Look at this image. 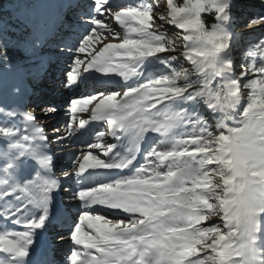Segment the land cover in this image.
I'll use <instances>...</instances> for the list:
<instances>
[{"label":"snow or ice","instance_id":"1","mask_svg":"<svg viewBox=\"0 0 264 264\" xmlns=\"http://www.w3.org/2000/svg\"><path fill=\"white\" fill-rule=\"evenodd\" d=\"M96 12L102 14L101 5L107 0H94ZM233 4L230 0H198L197 3L176 11L170 23L180 29L188 31L191 35L184 36L185 41H191L186 47L190 50L189 58L197 64V70L202 71L204 64L216 66L221 53L229 48V35L223 30L217 29L213 32L205 30L201 23L200 14L214 10L221 23L230 19V10ZM151 9L137 10L135 7L121 10L114 14L115 20L125 27V38L118 44L104 45L98 52L91 56L85 71L94 69L98 73H118L125 80L129 78L128 70L133 67V62H143L152 55L170 50L173 46L172 40L165 42L162 34L149 31L154 27L153 19L150 16ZM260 19H264L261 16ZM129 22H135L131 26ZM94 25V24H93ZM94 27L91 31L94 30ZM110 34L113 30L104 26ZM93 33H95L93 31ZM128 33H135L136 38L128 37ZM93 39L85 40L80 45V52L88 51ZM117 58H122L118 59ZM114 60L116 62L114 63ZM165 63L164 60L161 61ZM84 64L81 59H75L74 68L67 71L71 76L73 72L79 74L80 66ZM175 78L164 76L146 83L143 88L127 89L123 99H117V92L108 94L96 106L99 113L98 118L106 120L111 128L116 131L127 130L130 139L134 142L141 135L148 131L153 133L166 132L172 128L179 116L174 111H168L164 107V101L172 104L176 100L184 99L187 96L189 101H195L202 97L201 91L189 92L188 87L191 81L186 72L176 70ZM215 75V73L213 72ZM220 76H223L221 72ZM183 79V86L178 81ZM225 80L218 85L216 90L204 82L202 89H205L209 108L213 105L221 109L226 103H231L235 92L232 91L233 84ZM159 88V91L156 89ZM147 89V91L145 90ZM222 90H224L222 94ZM132 99H129V95ZM102 95V94H101ZM97 99V97H95ZM93 98H82L89 103ZM161 105L166 109L161 116V111H151ZM264 109V88L261 89V98L254 101L245 109V115L250 116L255 122L243 128H226V123L220 119L215 133L206 126L201 127L199 136L182 140L186 145L176 151L154 150L152 155L161 162L172 157H189V160L178 161L177 171L161 174L151 172L148 178L137 176L127 181V187L123 192L116 195L122 197L131 205V210L139 212L145 219L136 226H125L120 229L121 233L139 231L141 235L132 240L121 239L117 234L91 243V247L100 251L103 258L86 256L80 264H230L235 256L246 259L254 256L255 250L249 242V237L254 229L258 227L255 216L258 211H264V201L258 206L253 202L257 200V183H264V111L257 113L254 109ZM151 113L152 115H149ZM131 118V119H129ZM84 122L81 121V126ZM115 137V136H114ZM195 145L189 151L188 145ZM199 154V159H196ZM133 163L129 160L124 167ZM215 165V167H209ZM119 167V165H115ZM191 187H186V184ZM52 188H57L55 182ZM200 189V191H197ZM214 200L216 203H210ZM251 204L247 213H241V205ZM256 207L257 210H253ZM49 211V205H48ZM205 212L208 215H205ZM220 216L223 221V229L219 225L202 227L201 222L206 221L208 216ZM18 221L13 220V223ZM79 222V221H78ZM69 232V239L73 247L84 245L73 238L76 225ZM44 217L40 222L30 221L25 226L42 228ZM242 241L236 244L234 237ZM211 240V243H207ZM29 241V247L33 245ZM0 243L9 245L16 250L19 256L29 254L24 249H19L17 242L3 240ZM101 243L120 244L119 249H103ZM200 246L199 248L197 246ZM211 249L214 255H206L203 259L197 257L198 251ZM127 253V255H124ZM86 255V254H85ZM81 252L70 251L72 264H77ZM190 257H196L190 259ZM46 264H54L52 259H47ZM264 264V261H262Z\"/></svg>","mask_w":264,"mask_h":264},{"label":"rangeland","instance_id":"2","mask_svg":"<svg viewBox=\"0 0 264 264\" xmlns=\"http://www.w3.org/2000/svg\"><path fill=\"white\" fill-rule=\"evenodd\" d=\"M65 1L68 6L65 14L63 16H56L57 20H59L60 23H62L66 27L64 33L57 32V34H55L54 36H52L51 34L48 36V38L50 37L54 42L53 46H50V43H47L48 38L46 40H43L40 39L39 35L36 36L34 44L31 47V51L34 54L33 60H37V62L35 63L34 61H31L29 63L28 61H25L19 67L18 71L20 73L23 72V75L17 80V85L16 87H14L11 93L12 98L10 99V102L13 104V106L8 109V111L0 120V134L8 138L6 142L0 140V208L3 211H5L7 208L8 211L10 209L14 212L16 211V207L19 205V203L23 200H26V198L24 197L21 198L22 195L13 199H7L8 196L13 193V189L9 187L10 181L8 180L7 176L10 171L15 170L16 165L20 164L17 162V159L20 156L25 159L23 164H25L26 162H34V164L39 163L40 165L37 168V171H44L43 173H45L46 169H48L46 173L50 175L52 173V167H55L56 165L55 160L57 159L58 155L62 153L61 148L64 147V144L70 145V142L73 139L74 135H78L81 140L82 135L78 134L77 131V128L80 126H78L76 122L89 119L90 116L87 114L92 113L93 109H95L97 104L100 102L99 99H103L105 97L101 96L97 99L92 97L95 93L99 92L101 88H89L82 86L81 73L87 66L89 60L91 59V56L98 52L104 45L118 44L121 43L122 39L125 38V27H127L128 25L121 26L119 22L115 20L114 14L131 7H135L137 8V10H144L145 8H147L146 2H143L141 0H122L117 4H109V2L112 1L107 0V3L105 5H101L102 14H100L95 10L96 7H99V5H95L94 0ZM149 1L151 4V11L149 14L152 17L154 23V27H150L149 30H167L173 28L170 23V17L173 14L171 13L172 6L176 5L187 7L198 2V0ZM232 4L233 7L231 9L234 11V15L232 17L233 22L229 23V21H224L223 23H221L219 21V29L222 30V28H230L231 30H233V40H236V43L240 44V46H244L245 43H248L249 46H251L252 44H256L258 46L255 51L257 57L254 58L264 70V19H260L261 16H264V0H237ZM48 5L51 6V8H54L56 3L51 0L49 1ZM79 8L84 13L76 12V10H79ZM51 12L58 14L57 10L55 12L51 9ZM129 23L131 26H136L135 22ZM93 24L96 25L93 30L95 33L91 31V29L94 27ZM105 25L110 27L113 30V33H118L119 35L110 34L104 27ZM128 37L135 39L136 34L128 33ZM89 38L94 40L92 45L89 46L88 51H86L85 53H79L80 45H82L85 40H89ZM181 52L182 51L180 50V54H174V52L166 51L160 53V56H162V58H166L169 62H173L172 58L178 55V62H181L184 66V69H182V71L186 72L189 75V79L191 80L194 78L195 70H197V64L194 68L190 64H187V62H185L184 60L185 58L181 55ZM223 54H225V52L221 53V55ZM236 56L237 53L233 49H230L227 52L226 60L228 61V64L226 66V69L224 68L223 70H225L227 75L225 77L230 80L229 82H235L233 84L232 91H236V94L240 96L239 99H236L240 101L232 100L231 103H234V105L236 106L238 105V108L241 109L238 102L243 101L244 97L241 96L239 92V86L240 83L243 82V80L247 79L250 75L244 67L237 66ZM152 57L153 55L149 56L142 65L140 63L133 62L134 66L140 65V67H143L144 69L142 72L141 70L137 69L128 70L129 78L127 80H125L124 77L120 76L118 73H98L94 69H89L88 72L90 71L92 73L91 75L94 78L98 76V78H103V80L110 81L113 84H118V81L125 83L126 86L119 87L116 90L114 89L115 92L119 94L117 96V99H123L125 96V91L127 89L131 90L143 88V86L148 83L145 82V80L150 79L154 74H160L161 72L166 71L164 64L155 65L154 63H152ZM77 58L84 61V64L80 66L79 74L77 75V73L73 72L71 76L67 75V71L74 68V62ZM22 59L23 58H21V60ZM118 59L122 58H117V60ZM115 62L116 60H114V63ZM219 65L220 61H218L216 66H213L211 64H204L202 66V75L204 77H207L208 82H213L214 78L220 76L221 70L219 69ZM227 67H229V70L227 69ZM213 72L215 73V75L213 74ZM49 83H54L55 85V90H53V92L51 93L48 92V88H51L53 85ZM79 88H81L82 91H78ZM113 88V86H109V88H107V91L113 92ZM145 90L147 91V89ZM223 92L224 90H222V93ZM18 96L26 97V101L28 103L24 105L22 101L17 100L15 102V98H17ZM82 98L93 99L89 103H85ZM29 99H31L32 101ZM129 99H132L131 94L129 95ZM216 107L219 106L213 105V108ZM208 109L209 111L213 110L209 107ZM242 110L245 111L244 108H242ZM151 111H161V116H159L158 119L164 118V110L162 109V107H159L157 105L156 109H153ZM259 112L261 111L256 112L257 119L259 118ZM86 115L87 118H85ZM149 115L152 114L149 113ZM223 116L226 123V128H243L246 125L255 122L252 118H250V116H247L245 117L246 121H244L243 123L237 122L232 125L230 122H228L229 115L224 114ZM96 120L97 119H95V121ZM180 120L181 119L179 117L177 123ZM206 120L209 119L206 118ZM213 122L214 121H211L210 128H212ZM177 123L166 132L153 133L152 131H148L147 133H145V135H141L134 142L130 139V137H128L130 148L138 149V146L140 144H149V148H147V150L148 152H151L152 157L148 159L147 157L149 156V153H147V155H145L144 157L146 160L145 163L140 164L142 170L148 173H144L143 177L148 178L150 176V170L151 172H159L161 174L175 172L178 170L176 167L178 161L191 159L189 157H172L168 158L166 161L161 162L158 158L152 155V152L154 150L176 151L177 149L187 147L186 145L182 144V140L194 138L196 135L199 136L195 130H189L188 127L184 125H177ZM43 127L46 128L44 134H40V136H38V134H36V131L42 129ZM68 128L69 130L67 131ZM124 132L126 133V130ZM33 136H35L37 140H39L38 137H40V139H46V142L44 143L46 147H43V145L41 146L40 144H35L34 146L31 145L30 142L34 140ZM145 139L150 142L146 143ZM51 144H54L53 146L57 147H49L51 146ZM69 145H67L68 151L63 150V152H66L67 156L64 160L58 162L60 164V167L58 166V168H56V170L58 169V174H53L54 176L52 178H54L55 180L58 178V176H60L59 170L62 171L64 169V171L69 172V174H73L75 173L76 169L82 167L89 159L103 158L108 154V151L103 152L102 150H100V148L102 147H100L99 145H94L90 142L81 144L79 145V148L77 150L79 157L77 158V160L75 159L76 164L74 165V167L68 168L65 166L68 165L66 163H68V160H70V158L71 160L74 159L75 155V152L70 151ZM194 147V145H188L189 151H191ZM122 150H124V154H127V151H129L126 145ZM46 153H49L50 155ZM44 154L46 155L44 156ZM197 157L196 159H199V154H197ZM48 162L52 163L49 166L51 170L46 165ZM43 165L45 170L42 167ZM54 167L53 169H55ZM42 178V176L34 177L33 180L29 181V188L24 189L25 195L29 196L28 198L30 199L27 203V205H30V212L32 210L39 211L41 202L44 199L41 196L43 194H41V192L37 189L38 186H40L39 182ZM61 178L64 177H59L60 181L62 180ZM45 182L46 181L43 180L41 186ZM64 182L66 183L67 179H64ZM121 185L127 187L126 182H124V184L122 183ZM59 186L60 184L57 185V187ZM185 186L191 187V184L189 183ZM254 187L256 188L257 200L253 202V205L258 206L261 201H264V183H257L254 185ZM197 191H200V189H197ZM5 201H7V204ZM74 201L78 202L77 197L76 199H74ZM209 202L216 203L214 200H210ZM253 210L255 211L257 210V208L254 207ZM30 212H27V215ZM132 213L140 215L139 217L141 218L136 217L138 218L137 221L142 219V215L139 214V212ZM31 215H33V218L30 221L34 222H40L41 217H44L42 213L37 215V212ZM205 215H208V213L205 212ZM3 218L4 217L0 214V224L6 226V221ZM94 218L98 219L97 216ZM77 220H79V218ZM255 220L258 223V227H254L251 236L248 238L253 249L255 250L254 256L247 259L245 257L235 256L230 261V264H262V261H264V258L258 257V254L264 256V246H260V250H258V247L255 244L257 240H262L264 242V211H258V214L255 216ZM18 222L19 223H14V225H12V227L16 229H11L10 225H8L6 233L15 235L17 238H20L19 236L21 234L31 235V233L34 231L33 229H30L31 227L23 228L28 223V221ZM201 224L202 225L200 226L202 227L219 225L221 229L224 230L223 221L221 220L220 216L209 215L208 219L206 221H202ZM46 227L47 226H44L45 229ZM233 239L237 245L242 243L241 239L238 236L234 237ZM9 241L17 242L16 239H10ZM207 243H211V240H208ZM2 245L6 244L2 243ZM197 247L199 248L200 246L198 245ZM206 255H214V253L211 252V249L197 252V257L201 259H203ZM195 258L196 257H190V259Z\"/></svg>","mask_w":264,"mask_h":264},{"label":"trees","instance_id":"3","mask_svg":"<svg viewBox=\"0 0 264 264\" xmlns=\"http://www.w3.org/2000/svg\"><path fill=\"white\" fill-rule=\"evenodd\" d=\"M49 1L51 0H0V120L12 106L10 102L12 98L11 93L20 75L18 72L19 67L25 61L29 63L33 61L34 54L31 51V47L34 44L36 36L46 32L48 25L54 21V16L51 14L52 8L48 5ZM52 1L56 3L55 7L65 4V0ZM141 1L146 2V7L151 9L149 0ZM230 1L234 3L237 0ZM59 8L63 9L62 6ZM182 8L185 7L172 6L171 13L173 14L170 17V21L174 13ZM229 15L230 19L228 21L232 23V17L234 15L232 9ZM200 20L205 30L208 32L219 29V19L214 10L202 12L200 14ZM171 25L173 28L167 30L159 29L149 31L162 34L165 37V42L167 40H172V48L166 51L180 54L181 50V55L185 58V62L190 64L193 68L196 67L194 60L189 58L190 50L186 47L191 41L184 40V36L191 35V33L180 29L173 23H171ZM222 30L229 35V48L225 49L223 51L225 54L219 57V69L223 72V76H218L214 78L213 82H208L207 77L202 75V71L195 70L194 78L191 80L189 79L191 83L189 84L188 91L193 92L199 90L202 93V97H198L195 101L187 102L189 98L185 96L184 99L176 100L172 104H169L170 102L167 100L164 101V107L168 108V111H174L180 117L181 125L188 127L189 130H195L198 135L203 125L215 133L219 120L222 119L224 121V114L229 115L228 122L232 125L237 122L243 123L246 121L245 117L248 115H245V111H243L242 108L246 109L254 101L259 100L261 98V89L264 88V70L254 58L257 57L255 51L258 46L256 44L249 46L248 43H245L244 46H240V44L236 43V40H233V30L230 28H222ZM230 49H233L237 53V66L244 67L250 75L247 79L243 80L239 86V92L241 96L244 97L243 101L238 102L241 109L238 108V105H234V103H226L223 109L216 107L214 111H209L207 103H210V101H208L207 96L204 94L205 89H202V86L204 82H208L209 87L216 90L218 85L223 84L226 79L229 80L225 77L227 75L223 69H226L228 64L226 57ZM21 58L23 59L21 60ZM151 59L153 61L151 62L155 65L164 64L166 69V71L161 72L159 75H154L151 82L164 76L175 78L177 75L176 70L181 71V73L183 72L182 69H184V66L181 62H178V55L172 58L173 62H169L166 58H162L160 53L153 55ZM162 60H164L165 63H162ZM228 68L229 67H227V69ZM178 83H180V86H183V79L181 78ZM156 90L159 91V88ZM234 92L235 96L232 100L240 101L236 100L239 99L240 96L236 94V91ZM18 99H20V97ZM162 109L164 111L166 110L164 108ZM254 111H264V109L257 108L254 109ZM206 118L209 120H206ZM211 121H214L212 128H210ZM0 140L6 142L8 138L0 134ZM209 167H215V165H210ZM260 246L261 244L257 245L258 250ZM261 257L264 258L263 255H261Z\"/></svg>","mask_w":264,"mask_h":264},{"label":"bare ground","instance_id":"4","mask_svg":"<svg viewBox=\"0 0 264 264\" xmlns=\"http://www.w3.org/2000/svg\"><path fill=\"white\" fill-rule=\"evenodd\" d=\"M85 73L90 74L88 72H85ZM117 83L118 84H115V83L113 84L110 81L103 80V78H98V76H96L95 78L92 76V81L91 82H83L82 83V86L89 87V88H101V90L99 92L95 93L92 96L94 98L95 97L100 98L101 96H107L108 94H111V93L115 92V90L118 89L119 87L126 86V84L125 83H122L121 81H118ZM109 86H113L114 87L112 89L113 92L107 91L108 90L107 88H109ZM78 91H82V89L79 88ZM97 114H98V112H95L94 115H90L89 114V116H90L89 119L92 116H95V117L98 118V115L99 114L98 115ZM89 119H87V120H89ZM105 126H109L108 122L106 120H99L97 123H93L89 127L84 128L83 129V132H85L84 135L85 136L86 135H91V139H93V142L94 143H102L103 145H105V144L106 145H111L114 142L112 140V138H110V136L109 135H106L104 132H100V127H105ZM45 130H46V128L43 127L42 129L37 130L36 131V134H38V136H40V134H44ZM108 130L109 129H106L105 131H108ZM115 132H116V135L121 136L120 137V143H122L123 145H126L128 147V150H129V151H127V154H122L123 158H131V157H135V156L138 157L139 151H141V152L143 151L144 152L145 150H147V148H149V144H146V145L143 144L142 145V150L136 149V148H130V143H129V140H128V137H130V135L128 134L127 130H126V133L124 132V135H120L118 133L120 131H116L115 130ZM45 140L46 139H40L39 138V140H37V143L41 142L39 144L41 146L43 145V147H44V143L46 142ZM53 145L54 144H51L50 147H52ZM78 145H80V140H78L75 137H73V139L70 142V145H69L70 148L69 149H70V151L75 152V155H74V159L71 160V158H70V160H68V163H66L68 165H65V166L68 167V168L74 167V165L76 164L75 159L77 160V158L79 157V154L77 153V150L79 148ZM53 147H57V146H53ZM100 147L104 148L101 145H100ZM115 147L117 148V146H115ZM61 149H62L61 150L62 153H60L61 151L59 152L60 155H58L57 159L55 160L56 165H55V167L53 166L55 169H53V167H52V172H53V170H56V168H58V166L60 167V164L58 162H61L67 156L66 155V152H63V150L68 151L67 150V147L65 149H64V147L61 148ZM46 154H49V153H46ZM46 154H44V156ZM105 159H108V158H105ZM138 159L139 158H137L136 161H138ZM141 162H139V163H141ZM28 163L31 164L32 162H28ZM48 163L46 165L49 167L50 164H52V163H49V164ZM37 168H38V165H37ZM136 168L137 167H135V169ZM47 170L48 169H46V171ZM50 170H51V168H50ZM57 170H56V172H57ZM46 171H45V173H46ZM59 173H60V176L59 177H64V178H61L62 179L61 181H63V182H61L60 180H58V182H56V183H58V184L62 183L64 185V183H65L64 182V179H68L69 178L70 181L66 182V184H67V187L69 189V193L73 192L74 189H75V186H74V183H72V181L75 180V178L78 175L76 173L69 174V172L64 171V169L62 171L59 170ZM52 174L53 173H51L50 176ZM57 174H58V172H57ZM127 175H129V174H125V176H127ZM51 177H53V176H51ZM66 177H68V178H66ZM46 183L47 182H45L44 184L46 185ZM44 184H42L41 187H44ZM125 188L116 187V188H114L112 190L113 191V193H112L113 195L112 196H114V198H115L114 199V204L119 209L121 208L122 210H125V215H123V216H121V215L118 216V215H114V214H110V213L105 214L104 212H102L100 210H97V209L85 210L86 205L89 204V203H86L83 200V198H81L78 202L70 201L69 200V202H67L66 208H69V209L79 208V216L80 215H88V216H90V220H88V221L91 222V227L89 228V230L91 228L95 227V229L100 232L99 237H96L94 239V241H100V240H102L104 238H107V237L112 236L114 233L117 234V235H122L121 232H117V228L119 226H121V225H126V226L131 225L132 223L137 222L138 218H141V217H139L140 215H137V214L132 213L131 205L128 204L127 201H125L122 197H118L116 195L117 192H123L125 190ZM20 195H21L20 192H15V193L10 194L7 199H10V198H13V197H19ZM41 196L44 199L41 197L43 200L41 202L39 211L32 210L31 209L32 211L30 212V210H29L30 209V205H27V203L29 202L30 199L28 198V196H24V195L21 198L24 197V198H26V200L25 201L23 200V201H21L19 203V205L16 207V209L19 208L18 211L16 210L17 212L16 211L13 212L12 210L9 209V211H8L9 216L8 217H9V225H10V222L12 221L11 222V225H10L11 228H13L12 225H14L13 220L21 221V222H27V221L29 222L33 218V215H31V214H35V212H37V215L40 214V213H42V215L44 216V225L40 229H36L34 227H31V228L28 227L30 229H33L34 231L31 233V235H23V234H21L19 236L20 238H17L15 235H10V234L9 235H5V237H6L5 240L6 239L7 240L16 239L17 240V243L19 245V249H24V250L28 251L29 254H28L27 257L19 256L17 254V251L16 250H12L10 248V246L2 245V243H0V256L1 257H4L7 260L3 264H19V263H22L24 261H27L28 259H31L38 252H40L39 254H41V252H42L41 250H43L44 247L47 245L46 240H49L50 241V243H49L50 245H53V247L54 246L56 247V248H53L52 249V252H53V259L52 260L54 261V264H58V260L61 259V256H64L66 254L65 253L66 251H64L62 253L61 252L58 253V251L56 249L59 248L57 246H60V243L54 242V237L55 236H57L58 234H62L63 232H65V230H62L64 228H62V227L61 228L60 227L59 228L52 227L51 231H48V230H46L44 228V226H47L48 227L50 225L48 223L46 224V221L51 218L50 217L51 214H52V212H51L52 211V205H51V203H55L56 202V197L62 196V193L58 190V188H55L54 189L51 186V188L47 192V194H43ZM65 197H68V196H65ZM68 199H70V198L68 197ZM48 205H49V211H48ZM60 206H63V205H60ZM27 212H30V213H28V215H27ZM49 213H50V216H49L50 218H48V214ZM95 215H99L98 218L102 221V224L101 223L99 224V223H97V222L94 221V219L91 216H95ZM136 217H138V218H136ZM131 218H135V219L132 220ZM17 223H19V222H17ZM71 223H72V221H68L67 224L64 225V227L65 228H68V226H70ZM84 225H87L86 224V221H84ZM138 225H140V223L137 224V226ZM74 226H75L74 224L71 225V227H74ZM23 228H27V227L24 226ZM13 229H16V228H13ZM83 229H85V226H83ZM46 237H48V239H46ZM3 240L4 239H2L0 241H3ZM30 240H33L34 242H33V245H31L29 247V241ZM90 241H93V240H87V239L85 240L86 243H89ZM106 244H108V243H106ZM113 245H115L116 246V249H117V248H119L117 246H119L120 244H112V243L109 244V246H113ZM114 262H115V260H114ZM129 264H131V262Z\"/></svg>","mask_w":264,"mask_h":264},{"label":"clouds","instance_id":"5","mask_svg":"<svg viewBox=\"0 0 264 264\" xmlns=\"http://www.w3.org/2000/svg\"><path fill=\"white\" fill-rule=\"evenodd\" d=\"M251 204L248 205H241L239 208V211L243 214V213H247L250 209H251Z\"/></svg>","mask_w":264,"mask_h":264}]
</instances>
